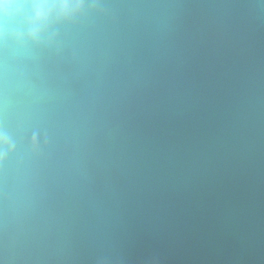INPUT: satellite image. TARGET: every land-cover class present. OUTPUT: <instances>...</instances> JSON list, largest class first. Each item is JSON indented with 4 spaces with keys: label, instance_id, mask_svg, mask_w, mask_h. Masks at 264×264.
Listing matches in <instances>:
<instances>
[{
    "label": "water",
    "instance_id": "1",
    "mask_svg": "<svg viewBox=\"0 0 264 264\" xmlns=\"http://www.w3.org/2000/svg\"><path fill=\"white\" fill-rule=\"evenodd\" d=\"M109 2L134 7L62 35L55 63L9 28L10 61L42 85L16 117L57 134L16 176L37 264H264V0ZM90 116L85 165L62 148Z\"/></svg>",
    "mask_w": 264,
    "mask_h": 264
},
{
    "label": "clouds",
    "instance_id": "2",
    "mask_svg": "<svg viewBox=\"0 0 264 264\" xmlns=\"http://www.w3.org/2000/svg\"><path fill=\"white\" fill-rule=\"evenodd\" d=\"M122 7L134 5L109 0H0V40L5 41L4 56L0 60V264H37L30 242L31 228L17 223L12 216L17 204L16 176L19 160L45 161L58 148L57 134L48 123L16 117L19 94L23 91L25 102L31 106L40 99L34 93L42 85L26 80L10 61L6 47L9 28L17 26L22 33L21 42L33 50L34 55L28 60L34 64L55 63L65 57L62 35L99 22L114 21L115 10ZM92 128L90 116L78 143L64 134L65 158L79 156L87 165ZM11 129L20 132L18 139H14ZM53 258L50 255L48 260Z\"/></svg>",
    "mask_w": 264,
    "mask_h": 264
}]
</instances>
